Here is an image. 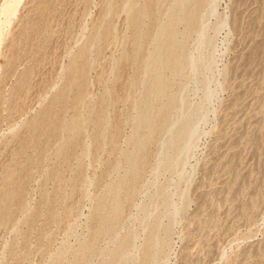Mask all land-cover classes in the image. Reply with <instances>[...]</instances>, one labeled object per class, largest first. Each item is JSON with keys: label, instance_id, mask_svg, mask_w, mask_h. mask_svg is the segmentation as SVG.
I'll return each mask as SVG.
<instances>
[{"label": "rangeland", "instance_id": "374dc122", "mask_svg": "<svg viewBox=\"0 0 264 264\" xmlns=\"http://www.w3.org/2000/svg\"><path fill=\"white\" fill-rule=\"evenodd\" d=\"M126 1L0 0V264H264V0H155L136 58Z\"/></svg>", "mask_w": 264, "mask_h": 264}, {"label": "bare ground", "instance_id": "6f19581e", "mask_svg": "<svg viewBox=\"0 0 264 264\" xmlns=\"http://www.w3.org/2000/svg\"><path fill=\"white\" fill-rule=\"evenodd\" d=\"M193 1L195 3L196 7H199L203 4L204 0H180V2L185 3V2H191ZM155 2V0H146V3L140 7H134L133 6V0H127L126 1V10L128 11V20H129V24L132 27V39H133V50H132V56L134 58H136L140 51H141V40L144 36H146V19H150V11H148L147 9V4L148 5H152ZM12 4V3H11ZM10 3L5 7V9L7 10V12L9 13H13L15 11L16 6L11 5ZM125 4V3H124ZM159 5V4H158ZM157 5V6H158ZM137 6V5H136ZM5 10V11H6ZM112 10L111 7H109L108 11L110 12ZM12 16V14H11ZM107 16V15H106ZM108 17V16H107ZM9 19V18H8ZM151 21H153V19H150ZM189 21H190V17H189ZM3 22V21H2ZM10 22V21H9ZM2 24V23H1ZM178 25V24H177ZM101 30V29H100ZM158 31V30H157ZM111 33V26L110 24H106L101 32V35L99 37V41L100 43H104L108 36ZM1 34V33H0ZM158 34V32H157ZM173 34V28L172 25L163 28V30L161 31V36H171ZM158 39V38H157ZM96 40V39H95ZM154 41V40H153ZM156 41V39H155ZM95 42V41H94ZM176 44V43H175ZM95 45V44H94ZM157 46V45H156ZM99 50H101V48H99ZM174 50V48H173ZM88 45H82L79 50L78 53L70 60L68 66H67V74H68V78L64 84V86H62L57 92L54 93V95L52 96L51 102L49 104L48 107H52L54 105H58L60 108H65L66 102L69 99V96L67 94L68 89L70 88H75V93L74 95L71 97L72 101L74 102L75 105L79 104L80 101L82 100V97L84 96L86 89H87V77H86V73H87V68L89 65V59H88ZM173 53H171L172 55ZM127 55L124 54L123 56H121L118 60H117V66L125 59ZM172 57V56H171ZM177 59V58H175ZM138 62V61H137ZM158 61H156L157 63ZM179 62V61H178ZM158 64V63H157ZM195 66V64H194ZM136 70L138 71V66L136 67ZM166 79V78H165ZM153 82V81H152ZM162 81L160 80V78L156 77L155 80V86H157L158 88L162 85L161 84ZM152 86V85H151ZM152 94V93H151ZM103 103H104V97L101 98L100 100V104L98 105L97 110L95 111V127L98 129H100L103 124H104V119H103ZM110 103V101H109ZM108 103V104H109ZM46 107L44 108L39 116L33 120V124L38 127L39 122L42 118H45L47 111L49 110V108ZM110 108V107H109ZM82 110V109H81ZM88 110V109H87ZM150 110V109H149ZM161 110V109H160ZM66 114V113H65ZM150 114V112H149ZM150 116V115H149ZM158 116V114H157ZM55 118V117H54ZM84 118V117H83ZM166 118V116H165ZM156 119V118H155ZM154 119V120H155ZM110 121V120H109ZM80 122H81V116L79 114H76L75 116L71 117L70 119H65L62 121V124L64 126V128L68 131V135H69V140L63 144L61 147H59V152L61 154H67V152L69 151L70 147L73 146L77 140V138H79L82 135V128L80 127ZM86 122V121H85ZM92 122V121H91ZM55 124L56 123H52L51 125L47 126L46 132L48 134H56L55 131ZM86 124V123H85ZM108 124V123H107ZM111 124V123H109ZM163 125V124H162ZM108 127V125H107ZM116 133H120L121 130V126L120 124L117 122L116 123ZM63 128V127H62ZM63 130V129H62ZM103 131V130H102ZM187 131V130H186ZM139 132V131H138ZM103 134V133H102ZM185 134V133H184ZM191 134V133H190ZM107 135V134H106ZM135 137V136H134ZM64 139V138H63ZM101 139V138H100ZM147 139V138H145ZM143 139V140H145ZM174 139V138H173ZM172 140V139H171ZM137 142V141H136ZM145 142V141H144ZM93 143V142H92ZM56 144V143H55ZM136 145V144H135ZM172 145V144H171ZM146 146V144H145ZM144 146V147H145ZM98 148V147H97ZM84 149V148H83ZM140 150V148H139ZM41 151V150H40ZM58 157V156H57ZM136 162V161H135ZM79 166V165H78ZM158 167H161L160 165ZM7 175V174H6ZM134 178V177H133ZM8 184V183H7ZM21 184V183H20ZM112 184V183H111ZM112 186V185H111ZM59 187V186H58ZM157 187V186H156ZM123 190V188H122ZM116 197V195H115ZM10 198V195H6L4 196V200H8ZM117 198V197H116ZM12 200V199H11ZM114 200V199H113ZM106 204V203H105ZM112 208V207H111ZM106 209V208H105ZM3 210V209H2ZM10 211V210H9ZM113 212V211H112ZM121 213V211H120ZM119 213V214H120ZM111 215V214H110ZM6 216V215H5ZM113 217V216H112ZM103 218V217H102ZM6 219V218H5ZM102 220V219H101ZM100 220V221H101ZM113 220V218L111 219ZM103 221V220H102ZM101 223V222H100ZM102 225V224H101ZM111 225V224H110ZM112 227V226H111ZM110 227V228H111ZM97 233V232H96ZM98 235V234H96ZM139 236V235H137ZM158 237V236H157ZM160 238V237H159ZM138 240V239H137ZM157 240H155L156 242ZM110 242V241H109ZM121 242V241H120ZM159 242V241H158ZM94 243V242H93ZM160 243V242H159ZM157 244V243H156ZM157 247V246H156ZM87 248V247H86ZM139 256V255H137ZM124 258V257H123ZM155 260V259H154ZM139 261V260H138Z\"/></svg>", "mask_w": 264, "mask_h": 264}]
</instances>
